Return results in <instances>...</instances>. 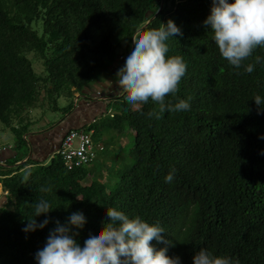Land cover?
Masks as SVG:
<instances>
[{"label":"trees","instance_id":"obj_1","mask_svg":"<svg viewBox=\"0 0 264 264\" xmlns=\"http://www.w3.org/2000/svg\"><path fill=\"white\" fill-rule=\"evenodd\" d=\"M210 7L211 0H0V120L17 140L11 164L26 157L24 134L33 123L29 110L39 105L68 112L70 104H58L61 95L81 92L124 55L136 29L158 28L169 18L183 36L169 38L167 55H178L186 64L176 97L190 105L156 120L146 117L155 107L150 100L131 105L124 94L115 96L109 114L83 127L97 149L90 164L69 169L56 151L48 163L30 157L0 166V183L8 194L0 210V264H36L34 254L54 221L63 224L77 210L86 217L83 228L74 229L82 240L101 227L108 207L158 222L171 241L167 254L179 256L182 264H193L200 248L239 264H264V139L259 138L264 111L258 114L252 99L257 94L264 99V64L254 63L255 56L264 58V49L257 47L244 61L254 63L251 73L230 66L203 24ZM31 51L46 75L35 72L27 56ZM42 90L47 105L40 100ZM131 130L134 162L120 155L108 184L97 169L113 166L95 164L106 149L96 140L106 133L126 137ZM172 168L174 179L165 183ZM39 198L54 208L47 214L50 222L25 233L22 228ZM43 219V214L36 217ZM151 243L156 249L165 246Z\"/></svg>","mask_w":264,"mask_h":264},{"label":"clouds","instance_id":"obj_2","mask_svg":"<svg viewBox=\"0 0 264 264\" xmlns=\"http://www.w3.org/2000/svg\"><path fill=\"white\" fill-rule=\"evenodd\" d=\"M203 24L210 30L220 57L234 69L251 73L254 63L264 64V58L259 55L254 57V63H244L257 47L264 49V0H211L210 12ZM130 36L131 43L116 72V83L124 100L131 105L146 104L150 100L155 107L146 113L148 119L159 120L165 112L187 110L188 101L176 97L186 64L178 55H167L169 38L183 36L181 28L169 18L158 28H138ZM252 99L258 106V114L264 111V99L258 94ZM259 138L264 139V134ZM174 176L172 168L163 180L171 183ZM41 191L50 189L41 188ZM53 209L47 199L39 198L33 203V218H28L22 231L45 228L50 222L47 214ZM41 214L44 219L37 222L36 217ZM104 217L101 227L85 233L82 240L77 239L78 233L74 231L82 229L86 222L82 210L70 213L63 224L55 220L44 246L34 254L36 264H182L179 256L167 254L171 241L162 235L165 229L158 222L149 223L139 215L130 217L112 207L105 208ZM153 240L165 246L156 249L151 243ZM192 262L239 264L238 260L215 255L205 248L194 252Z\"/></svg>","mask_w":264,"mask_h":264},{"label":"crops","instance_id":"obj_3","mask_svg":"<svg viewBox=\"0 0 264 264\" xmlns=\"http://www.w3.org/2000/svg\"><path fill=\"white\" fill-rule=\"evenodd\" d=\"M123 56V54H119L111 65L101 70L81 92L76 93L74 107L68 112H64V116L60 120L51 122L47 117L42 116L29 126V129L24 134L28 145L24 159L11 164L13 158L18 155L17 148L15 149L11 144H7L6 147H0V166H16L30 157L36 162L47 163L54 151L59 148L67 131L74 128L83 129L86 124H91L104 117L105 114H109L111 111L109 104L112 98L123 94L116 83L118 79L116 72L123 63ZM60 133L62 134V139L56 137ZM108 134L106 133V135ZM55 142L57 145L52 151L50 147ZM33 165H27L25 169L32 168Z\"/></svg>","mask_w":264,"mask_h":264},{"label":"rangeland","instance_id":"obj_4","mask_svg":"<svg viewBox=\"0 0 264 264\" xmlns=\"http://www.w3.org/2000/svg\"><path fill=\"white\" fill-rule=\"evenodd\" d=\"M40 31H41V29H40ZM27 56L32 61L33 68H34L35 72L38 73L39 75H46L44 64H43L42 60L38 57L37 53L35 51H31V52L27 53ZM41 92L42 93H41L40 100L44 101V103H46L45 105H47L48 99L46 96V92H45V90H42ZM75 98H76V95H73V96L61 95L58 99V104L60 107L67 106L69 104L72 107H74ZM28 114L30 117L29 120L33 121V122L37 118L40 119L42 116L47 117L51 122H56L64 116V112L62 110H52L49 108L45 109V108L40 107L39 105L36 108H32L31 111L29 110ZM105 116H106V114H105ZM131 131L132 132L130 134H127L126 137L123 135H120L123 133L122 132L119 134L118 133L115 134V136H108L107 135L106 137H102L101 139L97 138V140H96V141H103V143L106 146V149H105V151H103L99 154L95 164H99V162H101V164H103L105 161H107L108 165L113 166L110 169L106 168L107 167L106 165H104L103 167H100V168L98 166V169H97L98 170L97 172L100 174L102 180L104 182H107L108 184H110L112 182V179L114 178L111 171H113V170L115 171V169H116L115 166L119 165L120 155L122 158H124L126 156H127L126 158L131 157L127 161H129V163L134 162L133 154L130 151V148L133 147L132 143H133L134 131L133 130H131ZM113 139H114V141H113ZM114 142H116V145H113ZM7 144H11L12 146L15 147V149L17 148V140H16V137H15L13 130L11 129V127H7L0 120V147H2V146L6 147ZM7 203H8L7 191L4 190V188L2 187V185L0 183V210L4 206H6Z\"/></svg>","mask_w":264,"mask_h":264},{"label":"built area","instance_id":"obj_5","mask_svg":"<svg viewBox=\"0 0 264 264\" xmlns=\"http://www.w3.org/2000/svg\"><path fill=\"white\" fill-rule=\"evenodd\" d=\"M103 149V146H100ZM57 153L66 166L72 169L90 164L97 156V149L88 131L71 129L63 137Z\"/></svg>","mask_w":264,"mask_h":264},{"label":"flooded vegetation","instance_id":"obj_6","mask_svg":"<svg viewBox=\"0 0 264 264\" xmlns=\"http://www.w3.org/2000/svg\"><path fill=\"white\" fill-rule=\"evenodd\" d=\"M61 136H62L61 133L56 135V137H57L58 139H60ZM61 139H62V138H61ZM55 141H56V140H55ZM54 145H55V146H54ZM56 145H57L56 142H55L54 144H51L52 147H50V148H51L50 150H52L54 147H56ZM46 150H47V149H46ZM53 150H54V149H53ZM53 150H52V151H53Z\"/></svg>","mask_w":264,"mask_h":264},{"label":"water","instance_id":"obj_7","mask_svg":"<svg viewBox=\"0 0 264 264\" xmlns=\"http://www.w3.org/2000/svg\"><path fill=\"white\" fill-rule=\"evenodd\" d=\"M149 21H150V20H148V21L146 22V24H148V23H149ZM56 151H57V150H55L54 152H56Z\"/></svg>","mask_w":264,"mask_h":264}]
</instances>
